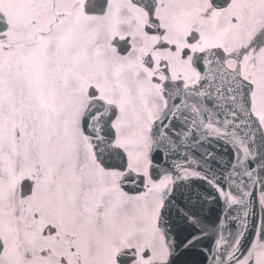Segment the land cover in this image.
Masks as SVG:
<instances>
[{
	"label": "snow or ice",
	"instance_id": "6c2138e0",
	"mask_svg": "<svg viewBox=\"0 0 264 264\" xmlns=\"http://www.w3.org/2000/svg\"><path fill=\"white\" fill-rule=\"evenodd\" d=\"M0 264H264V0H0Z\"/></svg>",
	"mask_w": 264,
	"mask_h": 264
}]
</instances>
